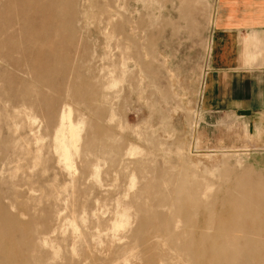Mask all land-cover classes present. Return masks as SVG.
Returning <instances> with one entry per match:
<instances>
[{
  "label": "rangeland",
  "instance_id": "rangeland-1",
  "mask_svg": "<svg viewBox=\"0 0 264 264\" xmlns=\"http://www.w3.org/2000/svg\"><path fill=\"white\" fill-rule=\"evenodd\" d=\"M218 1L0 0V264H195L199 201L263 208L264 127L203 105Z\"/></svg>",
  "mask_w": 264,
  "mask_h": 264
},
{
  "label": "crops",
  "instance_id": "crops-1",
  "mask_svg": "<svg viewBox=\"0 0 264 264\" xmlns=\"http://www.w3.org/2000/svg\"><path fill=\"white\" fill-rule=\"evenodd\" d=\"M204 108L264 127V0H219L203 82Z\"/></svg>",
  "mask_w": 264,
  "mask_h": 264
},
{
  "label": "bare ground",
  "instance_id": "bare-ground-1",
  "mask_svg": "<svg viewBox=\"0 0 264 264\" xmlns=\"http://www.w3.org/2000/svg\"><path fill=\"white\" fill-rule=\"evenodd\" d=\"M188 180L185 178L179 180L180 181L179 182L180 184L178 183L179 188L176 189L177 187L176 188L174 187L176 192L178 191L180 193V192H184L185 190L186 192H184V194L188 193L186 190L187 189L186 187H188L189 184ZM239 181L241 182V180ZM187 182L188 184L186 185L185 183ZM194 185L197 188L198 187L197 185L199 184H196V182H194ZM237 191H241L243 195ZM191 193L194 194L193 192ZM191 193H188L187 195L189 196L191 195ZM225 194H226V198L223 201V205H224L223 210L218 215H216L210 208L205 207V205L201 203L204 200L201 202L199 201V204L198 203L196 204L195 202L196 207L198 209L203 210L205 208V210L202 211L204 216L203 219L205 220L204 223L197 226L199 222L196 220L197 225H194L193 228H196L197 230L195 229L193 231L191 230L189 231L186 228V229H180L181 231H176V234L172 233L173 238L169 239L170 244L173 245L174 241L177 240L180 241L181 238L179 237H183L185 234H187V236L189 237L191 236L189 241L185 240L181 244L178 243L179 244L178 249L184 252V255H186L187 258L189 259V262L195 264H264V243H263L264 240L261 238L264 237L263 235L264 224L259 212L261 210H264V206L263 208H261V210L258 208L259 206L254 207L252 204L253 201L251 200H255V198L252 196V194L249 192L248 189L244 188V186L240 184L234 185L233 189L229 188ZM172 196L173 193L171 197ZM174 197L172 198L174 199ZM190 197L191 196H189V199H193V197L191 198ZM186 200L188 201L187 198ZM259 200L260 199H258L255 202L256 205L259 204L257 203ZM175 203L180 204V202L178 203L176 201ZM184 203L186 204V202ZM192 203L194 205V202ZM188 205L190 207L186 206L183 209V213L185 214L187 212L189 213V210L191 211V208L195 209L193 205L190 204ZM232 218H238L239 221L238 222H236V220L233 221L231 220ZM1 220L5 224L8 221L9 223L11 222V219L7 217V215H1ZM9 230L10 229L8 227L7 229H4L2 223L0 224V238L1 236L3 237L7 236L5 240L4 238L0 239V251L3 250L2 254L4 253L6 247H9L10 249H15L18 246V243L7 234ZM171 231H174V229H172ZM166 234L168 235V233ZM21 263L28 264V258L24 256Z\"/></svg>",
  "mask_w": 264,
  "mask_h": 264
}]
</instances>
